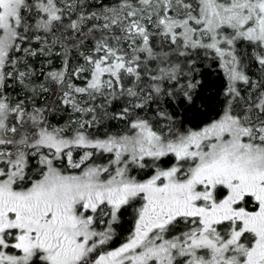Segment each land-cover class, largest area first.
<instances>
[{"label":"snow or ice","instance_id":"snow-or-ice-1","mask_svg":"<svg viewBox=\"0 0 264 264\" xmlns=\"http://www.w3.org/2000/svg\"><path fill=\"white\" fill-rule=\"evenodd\" d=\"M89 7L99 15L81 0H0V264H264V0ZM88 38L82 64L69 73L65 59L46 79L81 115L95 110L76 96L120 99L105 113L117 132H90L95 115L53 125L26 103L36 87L21 59ZM205 65L222 77L215 107Z\"/></svg>","mask_w":264,"mask_h":264},{"label":"trees","instance_id":"trees-1","mask_svg":"<svg viewBox=\"0 0 264 264\" xmlns=\"http://www.w3.org/2000/svg\"><path fill=\"white\" fill-rule=\"evenodd\" d=\"M101 2L102 0H81V8H79L78 11H83L85 14L96 12L97 15H99L100 9L98 7H89V5H97ZM103 2L107 4L110 2V0H103ZM104 22L105 21L102 17L99 19H88L83 24V31L87 33L88 29L93 25H102ZM95 35L97 37H101L103 32L97 28ZM73 39L75 40L77 37H73ZM92 44L93 40L88 38L76 47H74L71 42L67 44L66 48H61L59 45H57L46 54L38 53L36 56H27L22 58L18 65L20 71H29L33 73L30 83L31 86L36 87L35 94H32L31 92L27 94L28 99L26 100V103L29 106L35 105L51 109V111L48 113V119L53 125L64 126L67 122L71 121V119L66 116L65 108L61 105L59 99V96H61L64 90L63 86H57L50 80L46 79V76L51 71L62 70L65 59H67L68 72L71 73L74 68L83 63V57L80 55V53L84 52L87 54ZM33 47H35V45H33ZM41 47L47 48V45L42 44ZM65 51L67 52L66 57ZM207 63L211 62L209 61ZM246 71H250V73L253 74L252 78L255 80L256 75H258L257 69L249 64ZM201 78L205 81L204 96L212 97V107H215L216 97L218 96L219 90L222 87V77L217 71L205 65L201 69ZM65 80H70V82L75 85L77 82L75 81L74 77L70 76H66ZM41 84H43L48 90L41 92L39 88V85ZM7 91L13 99L25 98V93L21 92L20 87L15 81H8ZM82 101L85 105L91 106L95 110L93 113L88 114L89 119L91 118V115H95L97 120L102 122L99 125H94L92 128H90V132H100L103 134L108 131L117 132L121 130V121L110 120L105 116L106 112L109 116H111L114 112H118L120 110V108L123 106L120 99H114L110 92L105 91L103 95H97L95 99H91L89 96H83ZM187 119L193 122H198L202 119H205V116L201 113L194 114L189 112L187 114ZM105 125H107V127H105ZM72 126L75 127V123H73ZM131 220L132 209H128L121 217L120 224L116 226L118 231H126L130 227Z\"/></svg>","mask_w":264,"mask_h":264},{"label":"rangeland","instance_id":"rangeland-1","mask_svg":"<svg viewBox=\"0 0 264 264\" xmlns=\"http://www.w3.org/2000/svg\"><path fill=\"white\" fill-rule=\"evenodd\" d=\"M74 79H75V81H77L76 82L77 86H84V84L86 83V81L83 78L77 79L76 77H74ZM60 97L61 96H59V99H60ZM82 97L83 96H76V99H77L78 103H80L82 106H84L85 104L82 101ZM65 111H66V116L69 117L71 119V121H74L75 125H78L82 120L89 119V115L88 114L81 115L79 113L72 112L70 109H67V108H65Z\"/></svg>","mask_w":264,"mask_h":264}]
</instances>
